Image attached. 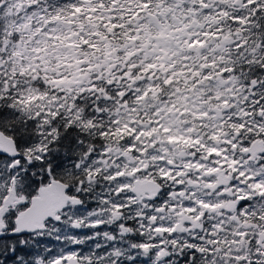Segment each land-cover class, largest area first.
<instances>
[{
  "label": "snow or ice",
  "instance_id": "1",
  "mask_svg": "<svg viewBox=\"0 0 264 264\" xmlns=\"http://www.w3.org/2000/svg\"><path fill=\"white\" fill-rule=\"evenodd\" d=\"M0 264H264V0H0Z\"/></svg>",
  "mask_w": 264,
  "mask_h": 264
}]
</instances>
